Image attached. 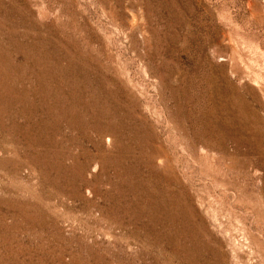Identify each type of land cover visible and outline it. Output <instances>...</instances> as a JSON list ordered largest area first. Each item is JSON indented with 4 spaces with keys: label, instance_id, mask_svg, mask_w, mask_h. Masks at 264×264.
I'll list each match as a JSON object with an SVG mask.
<instances>
[{
    "label": "rangeland",
    "instance_id": "obj_1",
    "mask_svg": "<svg viewBox=\"0 0 264 264\" xmlns=\"http://www.w3.org/2000/svg\"><path fill=\"white\" fill-rule=\"evenodd\" d=\"M0 264H264V0H0Z\"/></svg>",
    "mask_w": 264,
    "mask_h": 264
}]
</instances>
